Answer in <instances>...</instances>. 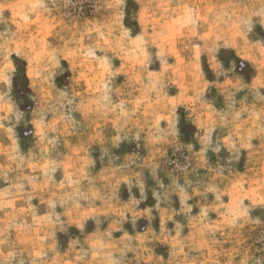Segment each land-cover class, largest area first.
<instances>
[{"label": "rangeland", "instance_id": "374dc122", "mask_svg": "<svg viewBox=\"0 0 264 264\" xmlns=\"http://www.w3.org/2000/svg\"><path fill=\"white\" fill-rule=\"evenodd\" d=\"M0 264H264V0H0Z\"/></svg>", "mask_w": 264, "mask_h": 264}]
</instances>
